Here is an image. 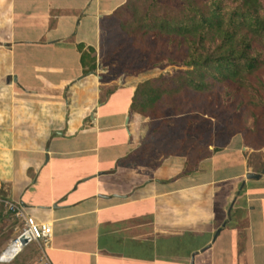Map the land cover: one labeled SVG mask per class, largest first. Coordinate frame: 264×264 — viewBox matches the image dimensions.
<instances>
[{
	"label": "crops",
	"instance_id": "obj_1",
	"mask_svg": "<svg viewBox=\"0 0 264 264\" xmlns=\"http://www.w3.org/2000/svg\"><path fill=\"white\" fill-rule=\"evenodd\" d=\"M124 1L0 0V199L51 226L0 264H264V145L130 110ZM21 225L0 201V251Z\"/></svg>",
	"mask_w": 264,
	"mask_h": 264
},
{
	"label": "trees",
	"instance_id": "obj_2",
	"mask_svg": "<svg viewBox=\"0 0 264 264\" xmlns=\"http://www.w3.org/2000/svg\"><path fill=\"white\" fill-rule=\"evenodd\" d=\"M112 16L149 67H184L138 83L131 111L162 118L193 102L264 145V0H125Z\"/></svg>",
	"mask_w": 264,
	"mask_h": 264
},
{
	"label": "rangeland",
	"instance_id": "obj_3",
	"mask_svg": "<svg viewBox=\"0 0 264 264\" xmlns=\"http://www.w3.org/2000/svg\"><path fill=\"white\" fill-rule=\"evenodd\" d=\"M117 24V23H116ZM118 25V24H117ZM119 26V25H118ZM135 52L132 53V59L128 63L125 64H119V62L116 61L113 65H111L108 69L111 74L113 72H118L122 69H141L143 71H147L145 75L149 76V78L156 77L159 74H165L170 75L176 69L178 68H184L182 66H174V65H160L156 67H149L147 64V61L145 59V55H141L138 53V51L134 48ZM136 55V56H134ZM150 68V69H149ZM148 69V70H147ZM203 110L205 112H200L199 110ZM181 114L182 117L185 119V130H190L191 132L184 136L188 140L191 139L190 135L196 134L197 135V145H201L204 147V144L206 143L207 139L210 137H214L217 140V143H221L226 136L232 133V126H231V117L230 114L223 111H206L205 109L201 108L199 104L190 102L187 106H182L181 110L178 111L176 114H172L171 110L168 108L164 111L162 120L171 119L172 116ZM200 117L199 120L196 118ZM190 119H193L192 122H190ZM183 120V119H182ZM184 121V120H183ZM202 149V153L203 148ZM197 155H201V151L197 153ZM20 229V227H19ZM33 242H30V245H32Z\"/></svg>",
	"mask_w": 264,
	"mask_h": 264
},
{
	"label": "built area",
	"instance_id": "obj_4",
	"mask_svg": "<svg viewBox=\"0 0 264 264\" xmlns=\"http://www.w3.org/2000/svg\"><path fill=\"white\" fill-rule=\"evenodd\" d=\"M0 201L2 202L5 209L7 211H10L14 217L22 219V225L19 231L11 239L9 244L0 251V261H10L16 255V253L22 247L20 245L19 237L24 233H26L29 237L28 243L31 241H36L41 242L43 245H45L49 241L51 237V226L48 222L36 221L32 216L26 215L23 212L22 208L18 205V203L6 199H0ZM12 246H15L14 250L9 253V250ZM4 253L7 254L3 255ZM38 264H51L43 250L40 251V254L38 256Z\"/></svg>",
	"mask_w": 264,
	"mask_h": 264
},
{
	"label": "water",
	"instance_id": "obj_5",
	"mask_svg": "<svg viewBox=\"0 0 264 264\" xmlns=\"http://www.w3.org/2000/svg\"><path fill=\"white\" fill-rule=\"evenodd\" d=\"M99 66V65H97ZM259 175L258 174H255V173H247L245 174V177L246 178H257ZM19 241H20V245L21 246H24L28 243L29 241V237L26 233H24L22 236L19 237Z\"/></svg>",
	"mask_w": 264,
	"mask_h": 264
},
{
	"label": "bare ground",
	"instance_id": "obj_6",
	"mask_svg": "<svg viewBox=\"0 0 264 264\" xmlns=\"http://www.w3.org/2000/svg\"><path fill=\"white\" fill-rule=\"evenodd\" d=\"M14 247H15V246H12V247L10 248L9 253H11L12 250H14ZM7 253H8V252H7ZM7 253H4L3 255H5V254H7Z\"/></svg>",
	"mask_w": 264,
	"mask_h": 264
}]
</instances>
